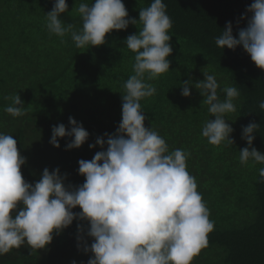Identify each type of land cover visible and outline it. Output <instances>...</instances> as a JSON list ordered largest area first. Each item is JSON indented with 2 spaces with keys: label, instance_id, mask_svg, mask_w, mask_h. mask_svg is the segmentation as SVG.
Here are the masks:
<instances>
[{
  "label": "trees",
  "instance_id": "obj_1",
  "mask_svg": "<svg viewBox=\"0 0 264 264\" xmlns=\"http://www.w3.org/2000/svg\"><path fill=\"white\" fill-rule=\"evenodd\" d=\"M68 11L59 19L82 29L78 12L81 0H66ZM91 4L93 0H84ZM130 19L139 21V11L152 0H122ZM172 20L170 72L147 81L156 94L141 101L145 126L152 127L166 141L170 151L190 153L188 172L197 181V190L214 221L208 234V247L193 258L192 264H264V180L259 170L264 164L240 162V150L248 147L242 129L249 123L260 125L253 147L264 154V71L258 69L242 47L234 51L217 47L215 39L227 23L233 35L247 27L253 0H163ZM55 0H0V132L13 135L20 154L26 158L21 171L25 181L37 182L45 168L59 169L66 175V186H80L79 161L91 160L101 151L97 137L115 134L122 119L123 85L134 74V53L124 41L138 34L142 25L113 31L106 44L77 48L66 36L50 34L45 15ZM203 72L215 75L222 89L234 86L240 96L237 112L226 119L234 129L233 146H213L202 136L205 121L214 119L202 105L199 90L181 95L184 81H203ZM19 94L25 115L14 118L4 109L10 97ZM69 117L88 131L89 139L79 149L66 150L69 138L60 139V148L50 144L52 128L64 124L70 130ZM106 148V145H105ZM79 213L81 210H73ZM78 225L74 220L60 235H54L48 251L27 246L0 256V264H86L91 254L78 249ZM81 257H79V256Z\"/></svg>",
  "mask_w": 264,
  "mask_h": 264
},
{
  "label": "clouds",
  "instance_id": "obj_2",
  "mask_svg": "<svg viewBox=\"0 0 264 264\" xmlns=\"http://www.w3.org/2000/svg\"><path fill=\"white\" fill-rule=\"evenodd\" d=\"M73 11L82 20V29L65 25L59 17L69 12L66 0H55L45 15L50 34L61 38L70 35L77 48H93L106 44L113 31L138 28L124 43L134 53V74L123 85L122 119L115 134L97 137L101 151L91 160H80L79 174L84 183L66 186V175L60 170L45 168L35 182L25 181L21 168L26 164L13 135L0 132V256L27 246L48 251L54 235H60L74 220L86 222L85 230L78 225L77 246L90 253L87 264H192L193 258L208 247V234L214 221L197 181L187 170L190 153L169 150L165 139L152 127L145 126L146 116L141 101L153 97L156 88L147 81L170 72L173 52L172 20L163 0H152L139 11V21L130 19L122 0H81ZM251 14L247 27L233 35L232 24L215 39L217 47L235 50L242 47L254 65L264 71V0H253L247 8ZM204 80L190 78L182 83L181 95L190 97L191 88L199 90L202 105L214 119L205 121L202 136L213 146H233L234 129L226 119L237 112L240 93L234 86L222 89L215 75L203 72ZM4 111L17 118L25 115L26 107L19 94ZM258 107L264 110V100ZM70 130L64 124L52 128L50 144L59 149L60 139L69 138L66 150L79 149L89 139L88 131L69 117ZM260 125L251 122L242 129L248 147L241 149L240 162L264 164V154L253 147ZM106 145V148H105ZM264 180V168L259 170ZM81 211L75 213L73 210ZM75 264V262H73Z\"/></svg>",
  "mask_w": 264,
  "mask_h": 264
},
{
  "label": "rangeland",
  "instance_id": "obj_3",
  "mask_svg": "<svg viewBox=\"0 0 264 264\" xmlns=\"http://www.w3.org/2000/svg\"><path fill=\"white\" fill-rule=\"evenodd\" d=\"M79 256V255H78ZM79 257H81V256H79ZM87 264V263H86Z\"/></svg>",
  "mask_w": 264,
  "mask_h": 264
}]
</instances>
